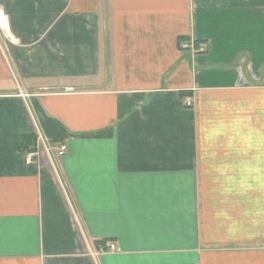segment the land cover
Returning a JSON list of instances; mask_svg holds the SVG:
<instances>
[{"label": "crops", "instance_id": "0c3cea01", "mask_svg": "<svg viewBox=\"0 0 264 264\" xmlns=\"http://www.w3.org/2000/svg\"><path fill=\"white\" fill-rule=\"evenodd\" d=\"M1 3L0 264H264V0Z\"/></svg>", "mask_w": 264, "mask_h": 264}, {"label": "built area", "instance_id": "2783aa9c", "mask_svg": "<svg viewBox=\"0 0 264 264\" xmlns=\"http://www.w3.org/2000/svg\"><path fill=\"white\" fill-rule=\"evenodd\" d=\"M6 41L7 44H9L11 42V39H10V36H9V32H8V24H7V19H6V15H5V12H4V9H3V6H2V3H1V0H0V48L2 49H6V43L4 42ZM182 47V49L184 48H187L188 45L185 44V43H181L180 45ZM23 97H26L27 95L26 94H22ZM183 106L186 107V108H190L192 107V101L190 98H185L183 100ZM41 140V137H38V140ZM65 146L64 145H61L59 148H58V156L61 157L62 155H64L65 153ZM34 154L32 153H29L28 155V161L32 159ZM104 251H116V249L114 248L113 245H107L105 247H102L100 248L99 251L97 252H93L92 254L93 255H97V253H102Z\"/></svg>", "mask_w": 264, "mask_h": 264}, {"label": "trees", "instance_id": "16d2710c", "mask_svg": "<svg viewBox=\"0 0 264 264\" xmlns=\"http://www.w3.org/2000/svg\"><path fill=\"white\" fill-rule=\"evenodd\" d=\"M36 137L33 134L20 135L14 139V148L22 153L35 150Z\"/></svg>", "mask_w": 264, "mask_h": 264}]
</instances>
